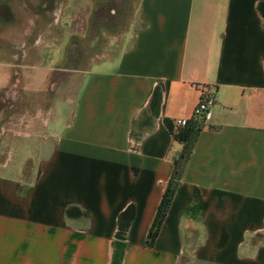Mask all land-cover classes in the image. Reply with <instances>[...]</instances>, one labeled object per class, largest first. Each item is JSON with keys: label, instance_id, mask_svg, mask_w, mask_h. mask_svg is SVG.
I'll list each match as a JSON object with an SVG mask.
<instances>
[{"label": "crops", "instance_id": "1", "mask_svg": "<svg viewBox=\"0 0 264 264\" xmlns=\"http://www.w3.org/2000/svg\"><path fill=\"white\" fill-rule=\"evenodd\" d=\"M38 1L0 0V59L23 47L11 75L0 60V123L22 116L2 112L6 94L54 111L25 130L20 163L3 157L18 138L0 142V264H264V0H119L121 15L136 7L119 40L86 34L101 0H55L72 39L109 43L72 67L43 64L66 52L34 44L70 35L49 33L55 8L42 21ZM203 87L214 104L148 247L176 123Z\"/></svg>", "mask_w": 264, "mask_h": 264}, {"label": "rangeland", "instance_id": "2", "mask_svg": "<svg viewBox=\"0 0 264 264\" xmlns=\"http://www.w3.org/2000/svg\"><path fill=\"white\" fill-rule=\"evenodd\" d=\"M55 0H40V2H34V6H39V9H41L42 15L44 17H39L42 19V21L47 20L48 19V15H44L46 13V10L49 12L50 9L54 6L53 10V26L50 27L49 33H55V34H61V35H70L68 38L69 39H65V40H61V41H55V42H45L43 39L37 41L34 45H38L40 48L44 49L45 51H50L53 49H57L61 51L64 50L66 52V55L64 57L57 58V60L49 57L47 54L42 58L43 60V64L46 65L47 64H52V65H58V66H66V67H72L73 63L77 61V58L75 56H77V52H82V55H88L89 50L95 52L97 51H104V45L108 42H105L104 40H102V38H97L96 40L90 41L89 40V36H86L84 39H72L73 37V27L72 26H68L67 24H60L61 22V6H59L61 3H59L58 5L55 3ZM66 2H70L67 3L68 5H71L76 2V0H65ZM138 0H128V7L132 4L136 6ZM65 2V3H66ZM98 5L96 7L97 9V15H96V22L92 21L91 25L88 27V32H86V34H98L101 35L102 34H107L108 35H113L115 36V40H119L120 39V34H122L124 32L125 26L127 27V25L125 24L127 20H129V18H133V12L135 9L131 12L128 11V14H125V12L123 13V15H121L120 11H119V7L121 2L119 0H101L98 1ZM66 14H72V8H70L69 10H65V15ZM120 14V15H119ZM130 16V17H129ZM98 20V21H97ZM96 24V25H95ZM77 30H80L82 28V26L77 25ZM85 33V32H84ZM8 35V34H6ZM72 37V38H71ZM99 37V36H98ZM71 38V39H70ZM120 41H113L110 42L112 44V46L119 48L121 46V43L119 44ZM74 44H76V46H74ZM17 48L15 47V51L18 53L14 54V57L10 58V57H1V67L2 69H4L3 71H5L6 73L10 72H15V69L19 66L20 62L22 61L21 58V53L20 50L23 49V47L21 46L19 48V43L16 44ZM8 44L3 42L2 43V49L4 50V54H8L9 52V48ZM20 49V50H19ZM57 54V53H56ZM50 55V52H49ZM84 56V57H85ZM78 57V56H77ZM84 60H87V58H85ZM56 61H58V64H56ZM62 61V63H61ZM83 61V60H82ZM8 81L10 82V80L8 79ZM6 98H2L3 103L6 102L7 107L5 109L2 110V112L5 113H10L11 111L14 113L16 110L17 114H25V113H29L32 115H48V114H52L54 113L53 109H51L50 107H33V110L30 109H21L19 106L17 108H13L9 107L10 101L8 98V95H5ZM17 100V99H16ZM13 99L14 102H17V104L20 105V103H23V100L21 101V97L18 98V101H16ZM15 104V103H13ZM12 108V109H9ZM10 122L8 120L6 121H2L0 123V142H2L5 139H9V138H18L15 139L13 141L14 146L17 148V151L14 152L13 154L10 155V151L7 152L6 155H3V157L5 158V161L9 160L10 156H11V161H10V166L13 165L12 162H16V163H20L23 159V157L25 156V150L22 148L23 145L27 143L28 148L30 149L31 143L34 141V139L30 140H26L23 138H27L28 136H24V137H17L13 135L12 131H9L8 126H9ZM38 124H41V122H38ZM19 146L21 147V149L18 151ZM26 147V146H25ZM35 148V147H33ZM21 150H23L22 153ZM37 155L36 160L40 157ZM255 240H257L256 242L259 244L260 242L264 241V233L263 234H259L255 237Z\"/></svg>", "mask_w": 264, "mask_h": 264}, {"label": "trees", "instance_id": "3", "mask_svg": "<svg viewBox=\"0 0 264 264\" xmlns=\"http://www.w3.org/2000/svg\"><path fill=\"white\" fill-rule=\"evenodd\" d=\"M203 121V119L198 118L188 121L183 128H181L179 131H177V133L174 134L175 139L182 144V150L177 159L174 161L173 173L170 182L165 193L162 196L154 221L149 230L146 241V246L148 247L152 246L154 240L156 239L160 231V228L162 227L164 218L167 214L168 208L174 195L176 183L180 179L182 172L191 156L194 144L201 130ZM166 126L172 132L171 123L169 121H166Z\"/></svg>", "mask_w": 264, "mask_h": 264}, {"label": "built area", "instance_id": "4", "mask_svg": "<svg viewBox=\"0 0 264 264\" xmlns=\"http://www.w3.org/2000/svg\"><path fill=\"white\" fill-rule=\"evenodd\" d=\"M215 101V93L207 87L201 89L200 99L193 110V117L198 119H203L208 113L209 109L213 106ZM38 115H30L29 113L22 114V116L17 120V122H10L8 129L13 132L14 136H25V130L30 126ZM188 120H180L176 123V126L183 127L187 124ZM17 125H21V130L16 129Z\"/></svg>", "mask_w": 264, "mask_h": 264}]
</instances>
